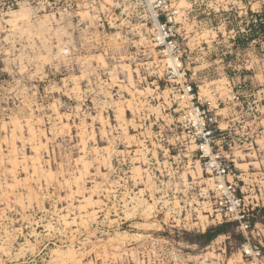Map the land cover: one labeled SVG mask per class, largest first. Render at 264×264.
<instances>
[{"label": "rangeland", "instance_id": "obj_1", "mask_svg": "<svg viewBox=\"0 0 264 264\" xmlns=\"http://www.w3.org/2000/svg\"><path fill=\"white\" fill-rule=\"evenodd\" d=\"M260 14L264 0H0V264H264ZM204 124L229 194L192 138Z\"/></svg>", "mask_w": 264, "mask_h": 264}, {"label": "built area", "instance_id": "obj_2", "mask_svg": "<svg viewBox=\"0 0 264 264\" xmlns=\"http://www.w3.org/2000/svg\"><path fill=\"white\" fill-rule=\"evenodd\" d=\"M164 44V43H163ZM173 74V71L170 72ZM182 98L188 97L190 100L192 99V93L190 87H187L182 90ZM206 117H204L205 119ZM203 121V119H201ZM204 122V121H203ZM228 135V133H226ZM223 134L226 137L227 135ZM192 138L197 141L196 148L200 152L203 159L206 160V169L213 174L217 178H221V181L218 182L217 189L225 192L223 194H229L230 191H233V187L231 185L225 186L224 178L228 177L231 173V170H229V166L225 165L221 162L220 159L221 156L219 154H214L212 151V147H214L216 144L219 143L221 136H217L214 132V130L211 129V127H207L205 124L198 129L196 128L195 131L192 133ZM218 140V142H217ZM229 204L232 207H240L241 206V200L240 199H234L231 197L229 199ZM231 212V209H229ZM245 218V212L243 210H240L239 212H235L232 214L229 218V220L238 221L241 228H248V225L244 223ZM244 253L246 255H249V251L245 250ZM258 255V253H257Z\"/></svg>", "mask_w": 264, "mask_h": 264}, {"label": "trees", "instance_id": "obj_3", "mask_svg": "<svg viewBox=\"0 0 264 264\" xmlns=\"http://www.w3.org/2000/svg\"><path fill=\"white\" fill-rule=\"evenodd\" d=\"M256 17H257V21H256L255 25H257V27H259V28H263V25H264V24H261V21H259L261 18L264 17L263 14L256 15ZM225 225H229V223H225V224L223 223L222 225H220V226H216V227H214L213 229L210 228V229L205 233V236L207 237L208 240H211V238H213L214 236H216L217 233L220 232V231L223 229V227H225Z\"/></svg>", "mask_w": 264, "mask_h": 264}]
</instances>
